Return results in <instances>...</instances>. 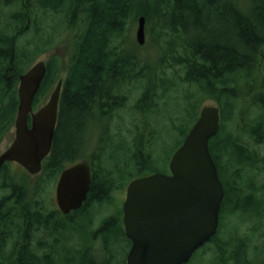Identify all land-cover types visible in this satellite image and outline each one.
Instances as JSON below:
<instances>
[{
	"label": "trees",
	"instance_id": "obj_1",
	"mask_svg": "<svg viewBox=\"0 0 264 264\" xmlns=\"http://www.w3.org/2000/svg\"><path fill=\"white\" fill-rule=\"evenodd\" d=\"M245 1L0 0V12L5 7H14L5 26L0 28V129L14 120L19 102L18 75L25 73L36 58L57 49L60 41L71 39L66 68V107L60 116L56 159L68 157L72 161L85 159L91 162V189L78 211L81 219L89 225L84 209L94 201L97 203V234L103 236L106 255L97 254V258L85 252L62 255L58 249L56 263L126 264L120 260V244L127 240L128 252L132 243L122 225L119 195L134 178L147 175L145 170L154 169L156 156L150 149L153 143L151 141L147 145L145 131L150 130L151 138L154 131L159 134L157 124L165 121L163 117L170 116L161 113L162 106L167 105L170 93L177 91L181 84L189 88L181 99L184 101L181 125L175 122L171 125L183 136L176 149L197 121L204 103L216 101L221 112V128L209 146L225 189L220 223L224 211L232 209L245 214L254 213V219L258 220L256 224H262L264 228V194L261 195L264 190V76L257 80V68L264 52V0H250V7L244 11ZM141 16L146 18V34L153 35L150 41L157 50L154 61L143 56L132 36L133 27ZM59 22L61 28L57 25ZM31 34L37 36L36 41L29 38ZM62 57L55 53L48 60L47 73L39 92H48L56 82L58 71L64 66ZM153 62L162 82L168 79L165 75L175 79L172 88L165 86L161 90L162 85H144L149 80L146 72ZM168 68L174 73L170 74ZM248 79L255 80L258 96L251 103L255 114L251 119L252 125L240 127L249 139L243 141L241 131L234 136L233 126L236 129L235 115L240 109L241 98H244L243 85ZM131 82H140L138 88H144L136 105L142 117H133L134 128L128 134L119 132L115 138L105 137L97 145V158L94 160L91 156L93 160H90L85 154L86 145L83 153L80 150L93 108L97 105L98 125L101 121L110 120L109 111L105 110L126 111L129 96L125 94L128 89L125 87ZM174 98L177 102L180 100L178 96L174 95ZM148 100L156 103L151 104ZM145 114L150 116L149 119H144ZM106 128L107 125L104 130ZM109 135L115 136L113 133L105 136ZM126 137L130 141H125ZM122 154L124 159L121 161ZM146 162L150 168H144ZM154 172L164 171L152 170L149 174ZM1 209L2 202L0 230L3 224L11 226L7 233L10 238H27L29 224L39 218L38 215L32 217L25 206L16 212L14 219L7 220ZM108 210L113 213L102 219ZM93 223L94 220L89 226ZM245 237L247 240L241 244L224 243L218 235L212 238L218 254L222 256V264L227 262L223 259V249L227 245L232 248L228 258L233 264H239V260L251 263L246 258V250L253 242ZM15 256L12 264H35L32 254L24 252ZM44 261L49 262V258ZM263 261L260 264H264Z\"/></svg>",
	"mask_w": 264,
	"mask_h": 264
},
{
	"label": "water",
	"instance_id": "obj_2",
	"mask_svg": "<svg viewBox=\"0 0 264 264\" xmlns=\"http://www.w3.org/2000/svg\"><path fill=\"white\" fill-rule=\"evenodd\" d=\"M136 40L139 45L146 43L144 16L138 19ZM46 73V62L39 61L19 76L17 137L0 155V168L16 161L37 173L51 149L61 84L49 103L33 116L32 128L28 127V115ZM220 128V108L204 106L170 160L171 174L154 173L129 183L123 204V223L132 241L127 264H185L216 234L225 193L209 142ZM91 179L86 161L63 171L57 200L64 213L84 204Z\"/></svg>",
	"mask_w": 264,
	"mask_h": 264
},
{
	"label": "flooded vegetation",
	"instance_id": "obj_3",
	"mask_svg": "<svg viewBox=\"0 0 264 264\" xmlns=\"http://www.w3.org/2000/svg\"><path fill=\"white\" fill-rule=\"evenodd\" d=\"M59 73L60 71H58V76ZM59 84H61V90L59 95L57 121L54 130L52 146L47 156H45L42 160L40 171L37 173H31L16 161L6 162L0 168V203L2 202V215L5 216L7 220L14 219V217H16V212L23 210V207L26 206L31 212L32 217L34 215L39 216L38 220L34 218V222L32 221V224H29V234L27 238H22L19 236L10 238L11 236L7 235V233L10 232L8 228L11 226H7L5 224L2 225L3 228L0 230V264H12L14 261L13 258L16 259L15 255H19L24 252L35 256V264H58L56 263L55 259L58 257V249L62 255L65 253L70 254L71 252L72 254L73 252L76 254L85 252L95 258H97V254L104 257L106 255L103 251L105 247L103 236L101 234H97V203H94V201L84 209V213L86 214L85 216H88L89 218V225L94 220L93 225L89 226L87 222L84 221V219H81L80 213L78 211L84 204L79 209L72 210L66 214L61 210L57 200V186L60 181V177L63 171L69 167L79 162L86 161L91 166L93 179V168L89 160L78 159L77 161H72L71 158L68 157H64L60 160L56 159L55 147L58 140L57 135L60 124V116L62 110H64L66 107L64 98L68 84V72L66 73L65 81L60 79L57 83H53L48 92H39V90L35 95L32 111L28 115V127L29 129L32 128L33 116L49 103L55 89ZM18 108L19 102L14 115V120L12 119L10 124L8 123L0 129V155L7 151L16 140V118L18 114ZM93 109V114L87 121V131L85 133L84 142L80 152L83 153V147L86 145L85 154L88 155L89 159L91 156H94L95 160V158H97V145L95 148L96 150H90L89 131L92 124H94V126L97 128V105ZM114 110L116 109L111 111L109 110V112H111L109 113V122L112 120ZM105 111L107 112V110ZM105 135L102 137V140H104L105 137H116V135ZM6 140H8L9 145L4 150H2L1 145ZM90 160H93V158ZM164 173H170V169ZM114 186L116 187V184ZM126 187L121 190V193L119 192V196L123 197V194L126 196ZM124 201L125 199L122 201L121 205V221L123 227ZM112 213L113 211H106L102 219L110 216ZM13 222L15 223L16 221L13 220ZM87 226L89 227L88 230H86V228H88ZM18 243L20 244L19 247L16 246ZM223 251L225 252L223 259L227 260V262L224 264H233L231 259L228 258L230 254V247L226 246ZM246 252H249V249H247ZM258 255L259 254H257L254 259L250 261V264H258L256 262ZM46 257L49 258V262L44 261ZM261 260L263 259L260 258V262ZM239 264H245L244 260H239Z\"/></svg>",
	"mask_w": 264,
	"mask_h": 264
},
{
	"label": "rangeland",
	"instance_id": "obj_4",
	"mask_svg": "<svg viewBox=\"0 0 264 264\" xmlns=\"http://www.w3.org/2000/svg\"><path fill=\"white\" fill-rule=\"evenodd\" d=\"M250 4H251L250 0H246L244 2V8H245L244 11L248 10L247 8L250 7ZM13 9L14 7L11 8V6H9V7L3 8V10L0 12V28L5 26L6 22L8 21L9 16L13 12ZM57 25L61 28L60 22ZM137 28H138V22L135 24L132 30V36L136 44L138 45V42L136 41ZM152 36L153 35H150V33L147 32L146 43L144 45H138V47L141 48V53L143 54V56H147L151 61H154L155 58L157 57V50L154 48L155 45L153 46V42L150 41L152 39ZM29 38L30 39L33 38L34 41L37 40V36L34 34H31ZM70 41H71L70 38H66L60 41L59 44H57L56 46L57 49H55L52 53H50V55H52L53 53L54 54L56 53L60 57L63 56L62 57L63 62L61 64L64 66L62 70L60 71L59 76L55 83H57L60 79H63L64 81L66 79V73H67L66 68H67V64L69 60V53H70ZM38 46L40 48V45ZM262 55L263 56L261 58V63L258 65V68H257V73H258L257 80L261 79V76H264V52H262ZM49 58L50 56H48V52L44 53L38 58H36L35 59L36 61H34L33 64L35 62L37 63L41 60H46ZM155 65H156L155 62L151 63L150 70L146 72L149 80L146 81L144 85L147 87H153V86L158 87L162 85L161 90H163L165 86H169L170 88H172L171 85L176 82L175 79L170 75H165L164 77H167L168 79L162 82L160 80V75L155 70ZM167 70L170 74L174 73V70L171 68H168ZM179 73H182V72H179ZM138 86H141L140 82H131L129 83L128 87H125V88H128L127 89L128 92L125 91V94L129 96V99H128L129 108H127L126 111L114 110L113 112L114 115L112 116V120L110 121V123L109 121H106V120L101 121L99 125L97 123L98 125L97 128L94 126V124L91 125L90 131H89L90 150L95 149L96 145L101 144L102 136L105 133L106 134L113 133L116 135L120 132L122 134H128V131L134 128L135 122H134L133 117L135 116L136 118L140 119L143 115L141 112H139L136 109V105L141 100L142 95L144 93V88H138ZM187 88L189 87L185 84L179 85L177 88V91L175 92L172 91L170 93L171 98L167 99V105L162 106L161 113L163 115H170V116H168V118H166L165 116L166 119L163 117L162 119L163 121L164 120L165 121L162 123L159 122L157 124V127L159 129V134L154 131L155 134L151 138L150 130L147 129V131H145L147 145L152 141L153 146L150 147V149L154 150L155 156H156V162L153 167L154 169H152L154 171L160 170V171L166 172L169 169V160L174 154L177 145L180 144V142L183 139L181 131L179 129L177 130L173 129L171 125H172V122L173 123L175 122V124H177L178 126L181 125V122L183 119L182 109H183V103H184V101L181 99H184L183 96L186 94ZM255 90H256L255 80L248 79L247 81H245L243 85L244 93L242 94L244 98H241L240 109L239 111H236V115H235L236 116V119H235L236 129L233 126L234 136H237L239 132L241 131L243 133L241 136L243 137V141H249V139L245 135L247 133L243 131L244 129L241 130L240 127L249 128L252 125L251 119L255 118V114L251 110V107H252L251 103L258 96L257 91ZM174 95L180 98V100L178 101L179 104L174 98ZM148 102L151 104L156 103V102H152L151 100H148ZM204 105H216L217 106L218 104L214 100H207L204 103ZM108 114L109 112L107 113V115ZM148 116H149L148 114H145L144 119L145 118L146 120L149 119L150 116L149 117ZM106 125H107V128L104 130V127ZM164 125H166L167 129ZM228 127L230 128L231 126L228 125ZM124 140L130 141V138L126 137V139L124 138ZM8 145H9V142L8 140H6L1 145V149L4 150ZM123 156L124 155L122 154V157L120 158L121 161L124 159ZM144 168H150L148 162L145 163ZM152 170L151 169L145 170L144 173L149 174L152 172ZM258 194H261V191H259ZM263 194H264V190L261 195ZM124 199H125L124 194H123V197L119 196L118 201L121 205ZM224 212H225L224 213L225 215L220 223V228H219V232L217 235L221 238V240L224 243H227V244H230V243L231 244H238V243L241 244L243 240L245 239L247 240V238L245 237L247 236L248 240L253 242V244L252 243L248 244L249 252L246 253V257L248 258L249 261H252L254 257L257 254H259L258 259H257V262L259 264L261 256H262L261 259H264V228L262 227V224L260 225L256 224L258 220H256V218L254 219L255 217L254 213L245 214L244 212L240 210H232V209L227 210V211L225 210ZM235 229H239V231L237 230L236 232ZM120 246H122L120 260L124 262L126 261V256H127L126 254L127 248H128L127 240L122 241ZM221 261H222V256L218 254L217 248L214 246L213 242L210 241L206 245L198 249L193 255V257L190 259V261H188L185 264H222Z\"/></svg>",
	"mask_w": 264,
	"mask_h": 264
},
{
	"label": "bare ground",
	"instance_id": "obj_5",
	"mask_svg": "<svg viewBox=\"0 0 264 264\" xmlns=\"http://www.w3.org/2000/svg\"><path fill=\"white\" fill-rule=\"evenodd\" d=\"M218 232H219V228H218V230H217V232H216V234H215V235H217V234H218ZM215 235H214V236H215Z\"/></svg>",
	"mask_w": 264,
	"mask_h": 264
}]
</instances>
